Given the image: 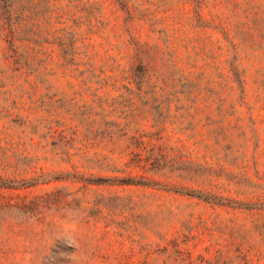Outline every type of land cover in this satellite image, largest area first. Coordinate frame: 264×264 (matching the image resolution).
Instances as JSON below:
<instances>
[{"label":"rangeland","instance_id":"obj_1","mask_svg":"<svg viewBox=\"0 0 264 264\" xmlns=\"http://www.w3.org/2000/svg\"><path fill=\"white\" fill-rule=\"evenodd\" d=\"M97 1L101 49L144 63L139 100L154 80V107L138 101V123H0V153L45 154V172L71 170L46 150L60 138L99 157L82 181L0 185V264H264V0ZM181 82L220 91L225 113L213 102L211 123L172 122L173 101L157 104Z\"/></svg>","mask_w":264,"mask_h":264},{"label":"trees","instance_id":"obj_2","mask_svg":"<svg viewBox=\"0 0 264 264\" xmlns=\"http://www.w3.org/2000/svg\"><path fill=\"white\" fill-rule=\"evenodd\" d=\"M100 17L97 0H0V123H138L144 115L135 111L136 103L154 107L159 87L154 80L143 88L148 97L139 100L142 83L151 78L144 63H121L108 54L110 46L101 49L107 34ZM223 34L236 45L227 32ZM232 70L234 88L241 90L239 73L234 66ZM58 78L62 86L53 84ZM180 85L157 104L164 102L163 108H169L173 101L172 122L211 123L215 119L207 108L213 102L214 114L225 113L220 91L202 96L192 85ZM93 146L98 145L89 140L77 145L72 138L53 142L46 150L71 170L52 172L38 165L40 159L47 160L45 154L13 160L0 153V185L28 186L60 178L82 181L79 167L99 159L98 149L89 155ZM107 157L105 153L101 158ZM36 168L38 174L24 175ZM123 180L133 182L131 175Z\"/></svg>","mask_w":264,"mask_h":264},{"label":"clouds","instance_id":"obj_3","mask_svg":"<svg viewBox=\"0 0 264 264\" xmlns=\"http://www.w3.org/2000/svg\"><path fill=\"white\" fill-rule=\"evenodd\" d=\"M58 239L61 240L65 245L77 248L78 247V241L77 239L72 235H61L58 237ZM68 259L74 260L75 258L73 256H68Z\"/></svg>","mask_w":264,"mask_h":264}]
</instances>
